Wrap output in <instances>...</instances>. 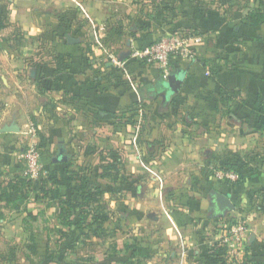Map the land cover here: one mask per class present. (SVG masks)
<instances>
[{
  "label": "crops",
  "instance_id": "crops-1",
  "mask_svg": "<svg viewBox=\"0 0 264 264\" xmlns=\"http://www.w3.org/2000/svg\"><path fill=\"white\" fill-rule=\"evenodd\" d=\"M40 2L41 23L22 29L28 40L41 39L40 53L3 65L0 186L30 180L20 156L37 146L43 178L56 172L60 181L48 190L72 202L76 220L84 176L104 191L108 220L99 237L95 227L65 228L51 193L36 199L41 209L26 203L39 192V180H30L36 189L0 200V221L11 205L51 211L43 218L47 241L57 242L59 229L65 245L89 234L90 243L109 244L108 261L146 257L148 242L163 264H264V24L248 18L264 0ZM69 35L80 42L70 44ZM168 35L203 39L192 60H171L170 75L184 76L177 93L161 88L170 75L131 57ZM62 155L67 161L55 162ZM221 171L239 180L220 178ZM215 193L228 196L234 211L214 216ZM227 219L249 228L241 261L218 248Z\"/></svg>",
  "mask_w": 264,
  "mask_h": 264
},
{
  "label": "rangeland",
  "instance_id": "rangeland-1",
  "mask_svg": "<svg viewBox=\"0 0 264 264\" xmlns=\"http://www.w3.org/2000/svg\"><path fill=\"white\" fill-rule=\"evenodd\" d=\"M40 1L41 0H16L17 7L10 9L9 0H0V17L4 25V29H0V80L1 75L5 74V72H3V65L5 62L20 59L32 60L33 55L38 56L37 54L40 53L41 39L35 37L34 39L31 38L28 40L26 35L22 32L23 27L29 22H31V24L33 23L32 21L41 23L40 17L38 16L39 12L34 11L35 8H42ZM14 11H16L15 14H13ZM40 11H42V9ZM29 52H32L33 55H28ZM31 68H38L37 64L32 65ZM26 70L27 69H25V71ZM26 73L28 74V70ZM35 74L36 71L34 70L33 75ZM0 86L3 87L2 81H0ZM28 147L29 145H27L26 149ZM38 191L39 192L33 193L30 197L31 199L27 198L26 203L31 205L30 200H39V196L42 195L40 187H38ZM34 203L38 202L36 201L33 202V204ZM42 204L40 203V205H38L40 209L42 208ZM20 209L21 210H15L13 205H11L10 208L4 209V214L2 216L5 218V221H0V264H100V262H102V264H125L127 263L126 259H128V261L131 259V263L133 262V264H163L162 260H167V258L155 257L156 254L153 252V247L150 246L148 242H146L147 245L145 246L147 250L146 257L141 256L138 257L139 259H133L129 256L116 257L108 261V258L105 259L104 255L107 253L109 244H106L107 242L102 240L90 243L89 239L85 237H82L75 251L67 250V246L65 245L67 240L64 241L65 246L62 245V247H59L55 240H53L52 243L47 241L44 236V231L42 232L44 227L43 222L45 221L43 218L52 219L54 215L52 214L53 212L49 211L42 216V213H39V210L35 208L27 209L25 205H22ZM28 214H31V216ZM36 215L42 218L41 222L38 221V223H36L33 221V219L37 218ZM32 233L38 235V246L40 250V255L38 256L32 254L28 248ZM47 249L58 254L59 258L56 262H51L49 258L45 257Z\"/></svg>",
  "mask_w": 264,
  "mask_h": 264
},
{
  "label": "built area",
  "instance_id": "built-area-1",
  "mask_svg": "<svg viewBox=\"0 0 264 264\" xmlns=\"http://www.w3.org/2000/svg\"><path fill=\"white\" fill-rule=\"evenodd\" d=\"M202 42L203 39L197 36L168 35L143 49H133L131 57L148 66L158 67L163 77L167 78L171 73L172 58L192 60L196 56L198 45ZM112 60L120 64L116 56H112ZM20 158L26 164L25 175L28 179L38 181L44 177L45 168L37 146L29 147ZM217 176L230 181L239 180V175L231 172L221 171ZM248 232L249 228L243 220L227 219L220 229L217 239L218 248L226 250L230 259L241 261L246 250Z\"/></svg>",
  "mask_w": 264,
  "mask_h": 264
},
{
  "label": "trees",
  "instance_id": "trees-1",
  "mask_svg": "<svg viewBox=\"0 0 264 264\" xmlns=\"http://www.w3.org/2000/svg\"><path fill=\"white\" fill-rule=\"evenodd\" d=\"M262 8H264V2H260V6L257 9H251L248 14V18L252 20L255 25L264 24V9ZM1 20L2 18L0 17V29H4ZM59 182L58 174L56 172H51L47 178L39 180L38 187H40V192L42 193V195L39 196V199H45L51 193L53 199L59 201V205H57V208L59 209V219L63 222L65 228H68L69 230L73 228L75 230H89L90 228L95 227L93 234L99 237V230H101L99 229V226L108 220V215L105 212V207L102 205L101 201L104 191L100 187L93 185L88 177H82L81 195L78 200V206L80 209L78 214L79 220H76L73 213L74 207L72 202L70 200L62 199L58 189L51 191L48 190L50 183L57 185ZM36 184H33L32 181L27 180L26 178H19L17 181L11 182L6 186H0V200L10 198L12 195L20 196L26 189H36ZM22 200H20V202H22ZM57 232L61 235L57 244L62 247V245H64L62 239L67 237V234L62 229H59ZM85 238L89 239V234H85ZM79 243L80 240L67 243L66 248L67 250L75 251L78 248L77 246ZM28 248L35 256L40 255L39 246L34 234L30 237ZM45 257L49 258L51 262H56L59 258L58 254L51 252L50 249H47ZM215 261L218 262L216 259Z\"/></svg>",
  "mask_w": 264,
  "mask_h": 264
},
{
  "label": "water",
  "instance_id": "water-1",
  "mask_svg": "<svg viewBox=\"0 0 264 264\" xmlns=\"http://www.w3.org/2000/svg\"><path fill=\"white\" fill-rule=\"evenodd\" d=\"M68 41L70 44H78L80 40L74 39L71 35L68 36ZM130 55V51L127 53H124L123 57H127ZM184 76L181 72H178L177 74L170 75L166 80L163 79L161 83V88L166 92L171 93H177L181 89L183 85V79ZM67 161V158L65 156H60L57 159H55V162H65ZM213 211L215 213L214 216L216 217H224L226 214H228L231 211H234L235 207L233 205V202L230 200V198L226 195L215 193L213 195Z\"/></svg>",
  "mask_w": 264,
  "mask_h": 264
}]
</instances>
